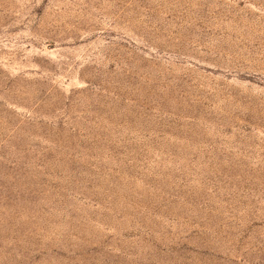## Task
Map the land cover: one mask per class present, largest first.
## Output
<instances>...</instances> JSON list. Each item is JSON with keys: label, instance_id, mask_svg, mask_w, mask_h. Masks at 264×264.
<instances>
[{"label": "rangeland", "instance_id": "374dc122", "mask_svg": "<svg viewBox=\"0 0 264 264\" xmlns=\"http://www.w3.org/2000/svg\"><path fill=\"white\" fill-rule=\"evenodd\" d=\"M0 264H264V0H0Z\"/></svg>", "mask_w": 264, "mask_h": 264}]
</instances>
